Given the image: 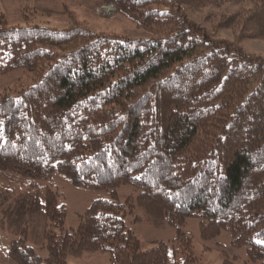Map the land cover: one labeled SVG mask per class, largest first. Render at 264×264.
I'll return each instance as SVG.
<instances>
[{
    "label": "trees",
    "instance_id": "1",
    "mask_svg": "<svg viewBox=\"0 0 264 264\" xmlns=\"http://www.w3.org/2000/svg\"><path fill=\"white\" fill-rule=\"evenodd\" d=\"M97 1L155 38L82 26L9 28L0 15V75L37 77L0 97V177H60L108 194L68 230L66 206L48 189L47 257L24 233L10 245L11 260L67 264L107 254L109 264H168L165 243L144 252L126 226L133 199L122 203L117 192L131 187L150 220L177 231L185 264H199L181 232L190 219L200 221L204 241L227 232L234 248L264 264V58L241 45L264 41V0ZM226 5L244 8L218 25L235 31V42L213 37L188 14Z\"/></svg>",
    "mask_w": 264,
    "mask_h": 264
},
{
    "label": "rangeland",
    "instance_id": "2",
    "mask_svg": "<svg viewBox=\"0 0 264 264\" xmlns=\"http://www.w3.org/2000/svg\"><path fill=\"white\" fill-rule=\"evenodd\" d=\"M243 10L242 6L226 5L219 9H209L205 14L192 11H188V14L192 20L203 24L213 37L235 42L236 32L221 30L218 25L224 16ZM207 14L210 19H207ZM0 15L4 16L9 28L37 25L62 31L82 26L101 36L133 40L155 38L154 33L138 29L131 21L118 16L114 6L104 5L97 0H0ZM241 45L246 52L264 58V41L245 40ZM36 80V76L24 72L0 75V97L17 94L29 88ZM48 189L60 194L59 205L66 206L65 227L68 230L78 228L80 215L93 201L108 198L105 192L77 188L60 177L46 182L0 177V264H15L9 256L10 245L22 238L24 233L27 245L42 258L47 257L44 234L47 224L45 196ZM117 193L122 203L129 198L133 199V214L125 219V223L139 239L142 250L149 251L154 248L155 242H163L168 246V264H185L183 240L174 242L178 236L177 231L167 223L150 220L147 213L136 204L137 193L133 188L121 187ZM199 223L197 219H190L181 229L182 234L191 240V252L199 259V264H224L226 260H231L233 264H254L246 248L237 249L232 246V238L227 232L212 241H204ZM180 247V255L174 254V249ZM109 263L107 254H85L81 258L67 259V264Z\"/></svg>",
    "mask_w": 264,
    "mask_h": 264
},
{
    "label": "built area",
    "instance_id": "3",
    "mask_svg": "<svg viewBox=\"0 0 264 264\" xmlns=\"http://www.w3.org/2000/svg\"><path fill=\"white\" fill-rule=\"evenodd\" d=\"M110 8H112V7H110Z\"/></svg>",
    "mask_w": 264,
    "mask_h": 264
}]
</instances>
